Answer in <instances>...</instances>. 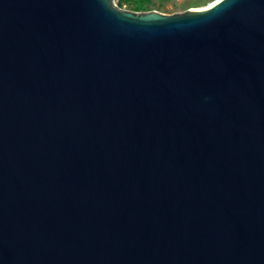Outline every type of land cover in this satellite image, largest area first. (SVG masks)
<instances>
[{"label": "water", "instance_id": "95a60500", "mask_svg": "<svg viewBox=\"0 0 264 264\" xmlns=\"http://www.w3.org/2000/svg\"><path fill=\"white\" fill-rule=\"evenodd\" d=\"M0 264H264V0H0Z\"/></svg>", "mask_w": 264, "mask_h": 264}, {"label": "rangeland", "instance_id": "374dc122", "mask_svg": "<svg viewBox=\"0 0 264 264\" xmlns=\"http://www.w3.org/2000/svg\"><path fill=\"white\" fill-rule=\"evenodd\" d=\"M212 1L213 0H149V10L136 12H147L153 10L163 14H174L191 8H202ZM113 4L120 9H133V3L131 0H113Z\"/></svg>", "mask_w": 264, "mask_h": 264}, {"label": "trees", "instance_id": "16d2710c", "mask_svg": "<svg viewBox=\"0 0 264 264\" xmlns=\"http://www.w3.org/2000/svg\"><path fill=\"white\" fill-rule=\"evenodd\" d=\"M133 3V9L134 11H146L150 9V6L148 5L149 0H131Z\"/></svg>", "mask_w": 264, "mask_h": 264}, {"label": "bare ground", "instance_id": "6f19581e", "mask_svg": "<svg viewBox=\"0 0 264 264\" xmlns=\"http://www.w3.org/2000/svg\"><path fill=\"white\" fill-rule=\"evenodd\" d=\"M215 2H217V0H213L212 2H210L208 5H206L204 7L210 6V5L214 4Z\"/></svg>", "mask_w": 264, "mask_h": 264}, {"label": "snow or ice", "instance_id": "6c2138e0", "mask_svg": "<svg viewBox=\"0 0 264 264\" xmlns=\"http://www.w3.org/2000/svg\"><path fill=\"white\" fill-rule=\"evenodd\" d=\"M220 2V0H217V3H219Z\"/></svg>", "mask_w": 264, "mask_h": 264}]
</instances>
